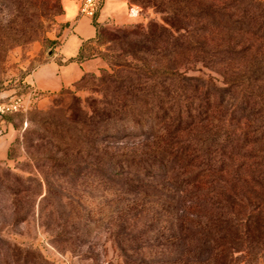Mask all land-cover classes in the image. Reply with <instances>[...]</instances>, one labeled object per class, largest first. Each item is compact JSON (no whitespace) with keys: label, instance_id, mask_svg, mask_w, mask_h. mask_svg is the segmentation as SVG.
<instances>
[{"label":"trees","instance_id":"1","mask_svg":"<svg viewBox=\"0 0 264 264\" xmlns=\"http://www.w3.org/2000/svg\"><path fill=\"white\" fill-rule=\"evenodd\" d=\"M0 1L15 13L12 25L18 44L39 36L40 29L31 36L29 0ZM151 3L164 24L126 26L116 31L121 32V38L130 39L127 43L139 59L134 68L126 63L112 76L116 100L103 111L106 121L99 135L116 138L147 130L143 136H149L156 126L168 121L178 135L206 121L213 125L196 129L193 137L178 141L198 154L202 171L173 180L167 192L155 182L172 175L177 164L174 156L157 159L96 153L98 171L126 194L153 200L164 195L175 201L152 204L153 211L149 207L148 212L140 205L129 207L137 213L117 227L115 244L121 248V238L127 243L135 240L133 233L138 232L141 222L147 240L141 249L148 253L156 249V264H254L255 259L256 264H264V57L247 58L256 49L258 30L264 27V4L256 0ZM98 14L93 19L96 38L83 44L73 62L86 60L87 44H102L106 30L98 23ZM193 64L216 72L222 79L185 75ZM221 110L227 117L217 119ZM239 121L249 124L244 135H237ZM253 133L256 135L250 139ZM251 144L262 147L259 161L254 159L255 152L243 149ZM181 158L179 161L186 160ZM152 159L154 165H148ZM159 159L162 163H155ZM202 178L209 181L201 182ZM199 183L207 188L197 187ZM149 214L151 220L144 219ZM154 231L155 241L148 240Z\"/></svg>","mask_w":264,"mask_h":264},{"label":"rangeland","instance_id":"2","mask_svg":"<svg viewBox=\"0 0 264 264\" xmlns=\"http://www.w3.org/2000/svg\"><path fill=\"white\" fill-rule=\"evenodd\" d=\"M29 1L31 36L32 31L40 29L39 36L32 41L23 39L21 44L13 31L15 13L0 1V106L10 105L33 89L27 77L53 55L50 53L59 44L55 37L61 36L68 25L65 16L75 13L77 18L85 19L81 32L91 34L89 18L79 12L82 0ZM256 1L264 4V0ZM99 16L104 22L98 23L106 31L101 45L85 47L89 71L82 80L59 92L41 93L42 98L27 111L0 112V264H156L159 252L141 249L147 241L141 222L138 232L133 233L137 238L128 243L121 238V248L115 244L114 233L123 219L136 215L129 207L140 205L148 212L149 207L153 211L152 204L175 201L164 195L153 200L126 194L98 171L96 155L174 156L177 164L172 175L155 182L166 192L173 180H184L190 173L202 171V159L178 141L193 137L196 129L210 127L211 121L181 135L170 121L156 126L149 136H143L147 130L116 138L99 135L106 121L103 111L112 99L116 100L112 76L126 63L134 68L139 59L132 52V44L127 43L130 39L121 38V32L116 31L126 26L164 24L151 0H103ZM257 33L256 49H252L251 57L247 56L250 60L252 55L264 57V27ZM190 68L185 75L222 79L200 64ZM222 111L216 114L217 119L227 117ZM214 124L220 125L218 121ZM236 125L241 129L237 135L248 131L246 121ZM251 135L250 139L256 134ZM243 149L255 152L254 159L259 161V144ZM181 157L186 160L179 161ZM158 161L162 163L161 159L155 163ZM148 165H154V160ZM200 183L196 186L207 188ZM149 215L144 219L151 220ZM155 233L149 234L148 240L155 241Z\"/></svg>","mask_w":264,"mask_h":264},{"label":"crops","instance_id":"3","mask_svg":"<svg viewBox=\"0 0 264 264\" xmlns=\"http://www.w3.org/2000/svg\"><path fill=\"white\" fill-rule=\"evenodd\" d=\"M85 22V19L77 18L75 13L65 16V23L68 25L61 36L55 37L59 44L54 48L53 55L27 77L26 81L33 89L44 94L59 92L79 82L87 74V62H73L80 54L83 44L96 38L97 32L90 19L87 24L91 26V34H82V24ZM98 22H104L103 16L98 17Z\"/></svg>","mask_w":264,"mask_h":264},{"label":"built area","instance_id":"4","mask_svg":"<svg viewBox=\"0 0 264 264\" xmlns=\"http://www.w3.org/2000/svg\"><path fill=\"white\" fill-rule=\"evenodd\" d=\"M102 1L103 0H82L79 11L80 15L93 20L100 11ZM41 98V93L36 89H32L26 96L16 99L10 105L0 106V112L4 114L9 112L27 111Z\"/></svg>","mask_w":264,"mask_h":264},{"label":"water","instance_id":"5","mask_svg":"<svg viewBox=\"0 0 264 264\" xmlns=\"http://www.w3.org/2000/svg\"><path fill=\"white\" fill-rule=\"evenodd\" d=\"M50 54H52V52Z\"/></svg>","mask_w":264,"mask_h":264}]
</instances>
